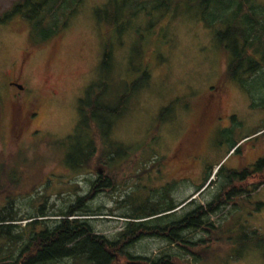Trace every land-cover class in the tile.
Listing matches in <instances>:
<instances>
[{"label":"rangeland","instance_id":"374dc122","mask_svg":"<svg viewBox=\"0 0 264 264\" xmlns=\"http://www.w3.org/2000/svg\"><path fill=\"white\" fill-rule=\"evenodd\" d=\"M18 1L0 0V15ZM122 1L82 0L66 26L48 40L31 37L28 23L21 18L0 24V184L11 187L2 189L3 196L13 198L14 209L25 217L22 222L13 223L20 228L31 221L28 215L37 211L57 215L80 195L85 198L83 205L108 214L88 220L93 233L114 239L124 223L118 216L128 209L142 210L146 200H156L168 183L177 184L170 193L174 203L190 198L203 205L217 190L214 164L227 159L225 143L218 144L223 138L220 132L229 130L228 136H244L264 126V71L247 80L244 76L249 73L242 75L243 86L223 79L227 62L234 58L232 36L219 40L217 34L228 31L231 9H221L220 17L225 21L220 23L207 17L202 20L198 8L187 12L178 9L163 16L162 12L154 13L153 30L144 34L141 43L134 31L146 29L149 17L145 12L140 13L132 22L133 30L120 38L121 45H115L109 75L102 67L103 52L113 26L111 14ZM252 1L264 8V0ZM230 30L238 33L236 28ZM263 39L260 36L256 44H261ZM109 40L113 44L118 42L112 34ZM139 45L141 56L136 54ZM263 56L255 53L253 58ZM21 62L25 63L21 82H26L23 84L30 89L25 88L24 92L38 100L34 117L27 115L26 100L23 98L22 104L13 101L12 90L3 85L13 65ZM143 65L149 69L148 79L141 77ZM97 83L109 85L113 105L117 104L119 95L135 90L111 134L112 139L129 149L131 157L124 161L125 166H120L121 183L103 194L92 185L97 177L96 169L106 175L100 164L83 171L69 170L61 162L62 154L48 145L49 141L64 140L73 134L78 101L90 84ZM173 102L174 108L161 122V110ZM13 123L16 129L22 128L18 136ZM263 156L264 135H261L253 142H246L241 153L230 156L225 164L228 169L240 168ZM145 157H148L144 160L145 167L140 168L138 163ZM207 165L214 166L208 180L210 185L201 195H195ZM254 202L262 204L259 211H254L252 206L230 205L209 217L215 227L223 225L222 230L216 235L218 241L214 245L207 243L208 253L204 258L196 251L200 257L195 256L197 262L157 237L142 238L125 251L154 258L170 250L178 254V264H264V241L252 240L256 235L264 239V184L251 194L246 204ZM5 204L1 197L0 206ZM119 204L123 208L119 209ZM179 208L175 212L177 217L188 211L189 206ZM61 218L46 217L48 221ZM73 218L80 216L68 219ZM254 231L256 235H252ZM184 235L193 241L207 237L199 231ZM215 247L217 254L213 253ZM228 253H239L241 257L228 260ZM114 255L115 264H130ZM56 264L87 263L83 259L66 258Z\"/></svg>","mask_w":264,"mask_h":264},{"label":"trees","instance_id":"16d2710c","mask_svg":"<svg viewBox=\"0 0 264 264\" xmlns=\"http://www.w3.org/2000/svg\"><path fill=\"white\" fill-rule=\"evenodd\" d=\"M81 1L19 0L0 15V24H5L13 18H21L22 21L28 23L31 37L48 40L58 35L66 26L69 19L78 11ZM192 8L199 9L202 20L207 17L218 23L225 21L220 17L221 9H231L228 17L230 18L228 31L217 34L219 40L232 36L234 58L227 62L224 80H231L240 85L243 82L241 77L245 73H249L244 76V79L247 80L264 71V52H262L264 39L261 44H256L257 39L264 36V8L260 9L252 0H123L111 14L113 26L108 32V40L103 52V69L110 75L115 45H121L118 44L120 38L128 31L133 30L132 22L140 13L145 12L149 21L146 29L134 31L139 43H141L144 34H150L153 30L154 13L162 12L161 16H163L178 9V12L193 11ZM230 27L238 29V33L231 32ZM111 34L117 36L118 42L113 44L109 40ZM255 53L261 54L262 59H254ZM136 54L141 56V45L136 49ZM149 73L148 67L143 65L141 77L148 79ZM106 84H90L87 87L84 97L78 101V120L73 134L64 140L49 141L48 145L54 151H59L62 154L61 162L69 170L83 171L96 168V165L100 164L106 171V175L92 182V185L95 187L96 184L101 183L108 191H113L121 183L118 180V172L122 168L120 166H123L124 161L131 156L129 149L112 139L111 134L115 121L127 110L128 101L134 95L135 90L129 89L119 95L117 104L113 105L110 100L112 95L110 87ZM174 106L175 102L161 110L159 117L161 122L166 119V114ZM13 127L16 129L15 125ZM16 130L18 136L22 128ZM228 132L229 130L220 132L219 135L223 138L218 142L219 145L225 143L227 159L232 155H239L246 142H253L257 137L264 135V126L244 136H228ZM147 159L148 157L143 158L138 166L144 168V162ZM223 159L214 164L217 168L215 174L217 180L214 184L217 190L203 205L192 200L187 202L190 198L177 204L174 203L170 193L177 184L168 183L165 185V195H163L164 192H161L156 200L150 199V202L147 199L145 207L140 211L128 209L127 212L118 216L123 218L124 223L122 230L118 232L114 240L93 233L88 220H92V217L95 216L108 214H101V210L90 209L87 205H83L85 198L80 195L65 210H59L57 215H48L42 211L28 215L27 219L31 221L27 222V226L20 228L13 223L22 222L25 217L18 215L14 209L13 198L3 196L2 189L11 187H1L0 184V198L2 197L6 202L5 205L0 206V264H56L66 258L83 259L87 264H110V262L115 263L116 261V257L112 253L123 257L124 262L129 261L130 264H178L177 261H180L178 254L170 250L154 258L135 256L125 251L127 246H132L145 237L166 240L169 246L180 248L186 255L192 256L193 261L197 262L195 256L200 257L196 251L199 250L204 258L208 253L207 243L213 242L214 245V242L218 241L216 235L222 230L223 225L215 227L209 222L210 216L221 212L230 205L238 208L252 206L254 211H259L262 207L261 203L246 204V202L251 194L264 184V156L250 165H242L235 169H228L225 164L227 159ZM214 166L207 165L205 167L202 182L195 188L196 193L208 183ZM209 185L210 182L205 189ZM164 200L166 202H163ZM161 203L164 205L162 206ZM184 203L189 206L188 211L177 217L175 212ZM184 206L179 209H183ZM118 208L123 207L120 205ZM182 211L184 212V210ZM73 215L80 216V218L69 220L68 218ZM48 216L62 218L55 219L57 221H48L49 219H46ZM19 228L20 230H18ZM198 231L207 237L199 238L197 241L185 239V232ZM256 234V231L252 233V235ZM254 239L264 241L262 236L258 235L252 240ZM219 247L223 248V246ZM216 248L213 249V253L217 254ZM226 255L228 260L241 257H239V253Z\"/></svg>","mask_w":264,"mask_h":264},{"label":"flooded vegetation","instance_id":"af4514ba","mask_svg":"<svg viewBox=\"0 0 264 264\" xmlns=\"http://www.w3.org/2000/svg\"><path fill=\"white\" fill-rule=\"evenodd\" d=\"M24 66H25V63H23V62H21L18 66L13 65L12 69L8 72L9 78L7 79V81L3 85L4 86L6 85V88L8 91L12 90L13 101H15V100L20 101V103H21L23 98L26 100V103H27L26 106H27L28 111H29L27 115H29L30 117H34V116H36L34 110H36V108L38 107V100L36 99V97L32 93H31L32 95L29 96V94H27V92H24L25 88H28L27 86H25L23 84V83L26 84V82H21L22 79H24V77H23ZM25 118L27 120V117H25ZM96 173H97L96 180L103 177V172L101 169H99V168L96 169ZM93 189H95V191H97V192H100L101 194H103V192L106 191V188H104V186L101 183L96 184ZM114 239H109V240H114ZM112 255H114V253H112ZM110 264H115V263L110 262Z\"/></svg>","mask_w":264,"mask_h":264},{"label":"water","instance_id":"95a60500","mask_svg":"<svg viewBox=\"0 0 264 264\" xmlns=\"http://www.w3.org/2000/svg\"><path fill=\"white\" fill-rule=\"evenodd\" d=\"M208 183L199 192H197L195 195H199L207 187ZM192 198L194 199L195 197H192ZM180 207H182V206H180Z\"/></svg>","mask_w":264,"mask_h":264}]
</instances>
